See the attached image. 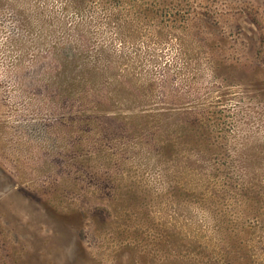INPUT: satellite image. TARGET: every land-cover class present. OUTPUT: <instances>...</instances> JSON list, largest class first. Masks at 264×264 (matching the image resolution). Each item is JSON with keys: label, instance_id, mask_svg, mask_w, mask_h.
<instances>
[{"label": "rangeland", "instance_id": "374dc122", "mask_svg": "<svg viewBox=\"0 0 264 264\" xmlns=\"http://www.w3.org/2000/svg\"><path fill=\"white\" fill-rule=\"evenodd\" d=\"M0 264H264V0H0Z\"/></svg>", "mask_w": 264, "mask_h": 264}, {"label": "trees", "instance_id": "16d2710c", "mask_svg": "<svg viewBox=\"0 0 264 264\" xmlns=\"http://www.w3.org/2000/svg\"><path fill=\"white\" fill-rule=\"evenodd\" d=\"M106 20H107L106 24L115 23L120 28L122 27V25L125 22V19L123 17H116L115 15L106 16ZM88 73L89 74L87 76L85 71L82 72L83 79H82V81L79 82V85L82 88L81 91L83 92L84 96H86V95H88V96L89 95L96 96L97 95V91H99V90L97 88L91 87V86H94L96 84L95 83L96 81H92L90 83L91 80L89 81V79H92L91 77L98 78L100 75L97 72H94V71L88 72Z\"/></svg>", "mask_w": 264, "mask_h": 264}]
</instances>
